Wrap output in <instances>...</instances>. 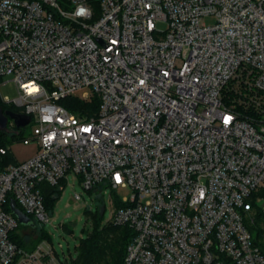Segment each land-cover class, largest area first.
<instances>
[{"label": "built area", "instance_id": "2783aa9c", "mask_svg": "<svg viewBox=\"0 0 264 264\" xmlns=\"http://www.w3.org/2000/svg\"><path fill=\"white\" fill-rule=\"evenodd\" d=\"M6 76L37 152L0 171V264H61L17 246L6 206L50 223L43 185L69 174L104 211L132 192L113 199L124 264H264V0H0ZM86 87L96 112L60 103Z\"/></svg>", "mask_w": 264, "mask_h": 264}, {"label": "rangeland", "instance_id": "374dc122", "mask_svg": "<svg viewBox=\"0 0 264 264\" xmlns=\"http://www.w3.org/2000/svg\"><path fill=\"white\" fill-rule=\"evenodd\" d=\"M215 16H207L203 19L206 24H214L216 22ZM168 28L167 23H158V29L166 31ZM18 88L12 78L9 76L4 77L3 82H0V97L3 99L8 98L14 100L18 97ZM73 97L81 103H89L93 98V92L90 87L81 88L73 93ZM69 101L65 102L67 105ZM14 111H21L20 108L13 105H8ZM14 121L9 120L8 129L13 128ZM33 123H29L27 126L22 127L21 135H18V139L12 140L9 133L3 136L4 145L9 148V159L7 163L3 164V168L6 169L16 162L26 160L37 152L35 144L24 145L22 142L23 137L32 136ZM5 137V138H4ZM63 188L59 191V197L54 201V204L50 206V223L38 226L42 228L51 239L54 249L59 254L60 258L64 260V253L70 258L77 257V248L80 245L82 239H85L88 233L91 231V224L97 215L96 207V195L89 194L79 183L78 177L74 174L68 175V181L63 182ZM81 194L84 196V200L77 201L75 194ZM131 191L128 188L121 187L116 194L112 193L110 189H107L103 200H100L101 204L105 205V211L102 216L101 225L113 224V214L117 204L113 201L115 197L118 199H125L131 196ZM31 231L29 228H24L22 225L19 228L20 235L26 240L27 243L37 240L41 236L40 230ZM62 245V247H61Z\"/></svg>", "mask_w": 264, "mask_h": 264}, {"label": "trees", "instance_id": "16d2710c", "mask_svg": "<svg viewBox=\"0 0 264 264\" xmlns=\"http://www.w3.org/2000/svg\"><path fill=\"white\" fill-rule=\"evenodd\" d=\"M66 101H69L67 105H65ZM60 103L68 109L79 113H93L96 112L99 107V100L97 98L93 99L89 103H81L74 97H69L61 100ZM0 108L3 110L14 111L1 101ZM7 134V131L0 130V148L6 147L2 139L3 136H6ZM21 134L22 131L20 134L9 133L12 140L18 139L17 136ZM8 154L9 153L5 155L0 154V171L4 170L2 165L7 163L9 160L7 158ZM60 189L61 188L59 186L43 185L45 204L48 212H50V206L53 205L54 201L59 197ZM97 209V215L91 224V231L88 233L85 239L81 240L80 245L77 248V257L69 258L67 255H65L64 260H62L59 254L56 253L61 264H124L125 252L132 236V231L126 226H119L115 224H107L105 226L101 225L103 215L101 214L100 209ZM6 210L11 211L8 205L6 206ZM21 225L22 224H20L18 229L11 235L12 240L20 249L32 251L42 240L47 239L51 241L49 235L42 228H38L37 226L38 230L41 231V236L37 240L27 243L26 240L20 235L19 228ZM23 227L28 228L25 226ZM37 228L34 230L32 229L33 232L37 230Z\"/></svg>", "mask_w": 264, "mask_h": 264}, {"label": "water", "instance_id": "95a60500", "mask_svg": "<svg viewBox=\"0 0 264 264\" xmlns=\"http://www.w3.org/2000/svg\"><path fill=\"white\" fill-rule=\"evenodd\" d=\"M10 119L14 121L15 126L17 128L25 127L31 121V117L29 115L21 114L11 110H3L2 108H0V130H8V122ZM19 133L20 132L17 131V134ZM9 206L13 214L17 217L20 224L25 227H30L33 230L37 228V225L31 220V218L28 217L22 210L17 207V203L14 199H11ZM100 212L103 215L104 208H101Z\"/></svg>", "mask_w": 264, "mask_h": 264}, {"label": "clouds", "instance_id": "9594fccd", "mask_svg": "<svg viewBox=\"0 0 264 264\" xmlns=\"http://www.w3.org/2000/svg\"><path fill=\"white\" fill-rule=\"evenodd\" d=\"M86 10L83 8V7H81V8H79L78 10H77V15H82L84 12H85Z\"/></svg>", "mask_w": 264, "mask_h": 264}, {"label": "snow or ice", "instance_id": "6c2138e0", "mask_svg": "<svg viewBox=\"0 0 264 264\" xmlns=\"http://www.w3.org/2000/svg\"><path fill=\"white\" fill-rule=\"evenodd\" d=\"M228 119H230V118H226V119H225V122H226V123H227Z\"/></svg>", "mask_w": 264, "mask_h": 264}]
</instances>
